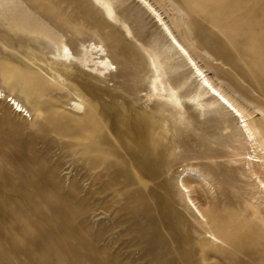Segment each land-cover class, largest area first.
Returning a JSON list of instances; mask_svg holds the SVG:
<instances>
[{
    "label": "rangeland",
    "instance_id": "rangeland-1",
    "mask_svg": "<svg viewBox=\"0 0 264 264\" xmlns=\"http://www.w3.org/2000/svg\"><path fill=\"white\" fill-rule=\"evenodd\" d=\"M21 1L70 48L101 43L116 71L52 75L47 89L22 58L46 70L49 53L19 46L0 18V89L28 111L0 98V264H264V194L237 121L189 106L181 117L150 98L144 50L168 47L158 19L135 0H119L115 23L93 0ZM147 1L205 74L264 123V0ZM178 63L169 82L189 97L197 86ZM74 97L80 114L68 110ZM183 172L205 221L179 185Z\"/></svg>",
    "mask_w": 264,
    "mask_h": 264
},
{
    "label": "bare ground",
    "instance_id": "bare-ground-1",
    "mask_svg": "<svg viewBox=\"0 0 264 264\" xmlns=\"http://www.w3.org/2000/svg\"><path fill=\"white\" fill-rule=\"evenodd\" d=\"M93 1L95 8L102 11L107 20L111 23L117 22L115 8L119 0ZM135 1L140 3L147 12L158 19L164 36L168 40V47L162 52L150 49L144 50L153 73L150 82V98L164 102L171 108L178 110L181 117L186 114L184 106L193 107L201 114L210 111L228 112L237 121L240 132L244 135L246 142L252 150L250 154L247 153L245 155V160L247 161L250 174L258 181L264 194V183L260 179V176H264V123L252 119L238 103L205 74L149 1ZM0 18L6 21L10 31L15 35V41L19 46H24L32 54L36 52L42 54L44 53L43 51L49 53L50 57L46 60V70L36 64L33 58L29 56L23 54L24 58H22L29 70L36 73L35 78L38 82H42L47 89L53 88L52 86L56 85L54 76L61 82L64 81L61 79V75L69 79L80 75L98 80H107L116 71L115 65L101 43L86 40L78 42L79 44L76 49L70 48L65 42L63 35L51 28L43 18L31 13L21 0H0ZM124 29L126 35L130 36L131 32L128 28L124 27ZM31 53L30 55H32ZM176 62L189 66L191 69L193 83H196L197 89L189 97L182 96L179 92L180 89L172 87L169 82L170 71L177 66ZM44 79H47V81ZM67 89L70 91L71 87L69 84H64L58 92L62 94ZM0 98H4L6 103H9V107L14 114L20 115L24 113L27 115L28 111L26 107L19 100L6 94L1 89ZM68 110L75 114H80L83 111V104L77 97H74L70 101ZM254 166L258 168V171L253 168ZM261 169L263 172H260ZM183 173L184 176L179 180V185L186 192L188 204L193 212L198 218L205 221L202 212L191 200L186 187L187 184L194 182L190 177L191 173ZM198 178L201 179L200 177ZM212 239L215 240V238Z\"/></svg>",
    "mask_w": 264,
    "mask_h": 264
}]
</instances>
